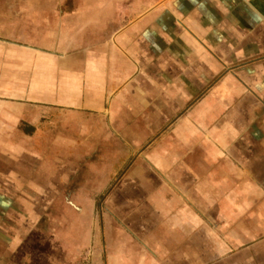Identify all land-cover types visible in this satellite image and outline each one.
I'll return each mask as SVG.
<instances>
[{
  "label": "crops",
  "instance_id": "1",
  "mask_svg": "<svg viewBox=\"0 0 264 264\" xmlns=\"http://www.w3.org/2000/svg\"><path fill=\"white\" fill-rule=\"evenodd\" d=\"M11 2L61 22L0 30V264H264V0Z\"/></svg>",
  "mask_w": 264,
  "mask_h": 264
},
{
  "label": "rangeland",
  "instance_id": "2",
  "mask_svg": "<svg viewBox=\"0 0 264 264\" xmlns=\"http://www.w3.org/2000/svg\"><path fill=\"white\" fill-rule=\"evenodd\" d=\"M143 3H141V6L144 5L149 6L150 9H152L153 13L157 12V9L160 7L162 8L163 6H167L168 8L173 9L175 5L178 2V0H140ZM198 3L201 0H190L191 4H194L195 2ZM65 3V2H63ZM124 4L125 2L121 4L116 5V10L119 13H122L124 9ZM187 4V3H186ZM62 6V4H59ZM27 5H21L18 3L11 2L9 3V0H7L6 4L0 3V9L2 8V12L0 13V30L2 31H13V30H40V31H47V28H50L51 26L55 29L59 22H61L60 19H58L56 16L53 17H48L50 14H58L59 10L55 7V5H50L49 7L47 5H42V8H40V4H38L39 8V13H43L42 16L38 17H29L28 13H22L25 11ZM29 6V5H28ZM60 6V7H61ZM64 6V4H63ZM50 8L47 11V9ZM53 11V13H49V11ZM151 11V12H152ZM56 12V13H55ZM48 13V14H47ZM49 18V19H48ZM49 25V26H48ZM105 192L106 190L102 191V194L96 195L93 198L94 205L91 210V212L88 213V221H93L97 222L101 218H104L105 215H107V212L104 210V197H105ZM31 198V196H26ZM60 197H57V200L60 201ZM20 197L19 196H0V217L2 215V218L5 220H12L14 218V213L11 210H15L17 207L18 203H20ZM45 202V201H42ZM47 204V202H45ZM3 206L6 208L7 211H4L2 213L1 211L3 210L1 207ZM50 209V208H48ZM45 214H43V218L38 217V219H45ZM45 217V218H44ZM91 223V222H90ZM92 244V243H91ZM90 245L86 246V249L81 252L82 257L79 258L78 260L72 259V261L69 262V264H88L89 263V249ZM41 259V257H39ZM36 264H47L44 259L42 261L36 262Z\"/></svg>",
  "mask_w": 264,
  "mask_h": 264
}]
</instances>
